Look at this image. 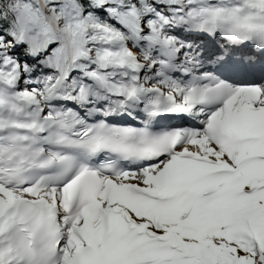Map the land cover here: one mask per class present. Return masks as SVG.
Instances as JSON below:
<instances>
[{
	"label": "snow or ice",
	"instance_id": "6c2138e0",
	"mask_svg": "<svg viewBox=\"0 0 264 264\" xmlns=\"http://www.w3.org/2000/svg\"><path fill=\"white\" fill-rule=\"evenodd\" d=\"M0 264H264V0H0Z\"/></svg>",
	"mask_w": 264,
	"mask_h": 264
}]
</instances>
